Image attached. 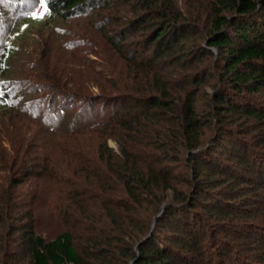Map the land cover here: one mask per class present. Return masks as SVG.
Returning a JSON list of instances; mask_svg holds the SVG:
<instances>
[{
	"label": "trees",
	"instance_id": "obj_1",
	"mask_svg": "<svg viewBox=\"0 0 264 264\" xmlns=\"http://www.w3.org/2000/svg\"><path fill=\"white\" fill-rule=\"evenodd\" d=\"M2 2L0 264H264V0ZM74 19L120 67L90 69ZM38 27L36 86L17 64ZM52 40L81 79L97 73V95L56 66Z\"/></svg>",
	"mask_w": 264,
	"mask_h": 264
},
{
	"label": "rangeland",
	"instance_id": "obj_2",
	"mask_svg": "<svg viewBox=\"0 0 264 264\" xmlns=\"http://www.w3.org/2000/svg\"><path fill=\"white\" fill-rule=\"evenodd\" d=\"M14 1L16 2V0H3L2 4H1V5L4 6L3 10L6 9V8H10L12 6L11 3H13ZM10 9H7V11H9ZM33 17H35V16H33ZM2 26H3L2 25V18L0 17V27H2ZM66 29H70L74 33L82 31L83 33H85V37L90 38V40L93 42V44H87L86 45V48H88V50L90 52L88 55H86V57L88 59H90V63H91L90 64V66H91L90 69L91 70H93L94 72L95 71L98 72V70L102 69L101 70L102 74L103 75H108V72L105 71L104 66H108V63H110L109 61L114 60L115 63H117L118 67L121 66V61L117 59L116 55H114L111 50L107 51V47H106V53H105L103 47L100 48V43L103 41L102 40L103 39L102 38V34L99 33L98 31H96L93 28V25H92L91 21H88V20H85V19H82V20L81 19H74L72 22H70L66 26ZM48 30L49 29H44V28H39L38 27V28H35L34 31L32 32L33 33L32 35L35 36V38L38 41V46H36L37 48L34 47L35 48L34 53L31 52L29 55L26 54V56H24L22 58L23 62H20V64L19 63L17 64V65L20 66V67L18 66L19 67L18 68L19 77L17 79L20 80L21 83L25 82L27 84L28 83L34 84V85L37 84V83H34L33 81H31V80L35 81V79H33L34 76L30 75L32 73V71H31L32 70L31 69L32 68L31 67V62L40 61V59L42 58V56H40V55H42L43 52L45 54H47L45 50L48 49V48L45 47V49H43V45L44 44H43L42 40H44L43 39L44 36L46 37V34L49 33ZM77 38H78V40L80 39L78 36H76V37L73 38V40L75 41V40H77ZM52 41L53 42H51L50 46H48V47L50 48L52 46L55 49V51H53V53H55L54 58H55L56 66L58 68H61V70L64 69L65 76L67 74H69V75L71 74V77L73 79H77L78 78L77 80H80L82 82L85 81L82 90H84V92L86 94L97 95L99 93L98 88L95 86V84L93 82H91L89 80L91 77L95 76V74L97 75V73L93 74L90 71L85 72L82 75L83 79H81V73H80L81 72V67L79 68V66L77 64H74L72 60H69L67 62L66 59H64L62 57L61 53H60L61 49L59 48V45H57L54 42V40H52ZM53 44H56V45H53ZM94 44H96V46H94ZM102 44H104V43H102ZM37 53H38L39 56L36 55ZM111 58H112V60H111ZM71 61H72L73 64L70 63ZM82 64L86 65V63H84V62ZM65 70H66V72H65ZM32 86L28 87L27 89H26V87H24L23 88V92H27V94L30 95V96H42V95L45 96V94H46L45 90L42 91L41 89H38L37 93L36 92H29L32 89H36V88H34ZM60 100H57V102H56L58 107L61 104ZM78 107L79 106H77V108ZM5 119H7V120L21 119L22 121L24 120L22 115H20V114L17 115L14 112L8 113L6 115V117H5ZM25 121H26V119L23 122H25ZM25 124L27 126H29L30 128H32L31 131L32 130L35 131L37 129V127H38L36 124H33L32 122H30L28 120L25 122ZM110 145L111 146H115V143L113 141H110ZM38 219H39V229L46 237L56 236L58 233H60L63 230L61 225L57 221H55V219L51 215L46 214L45 211L38 214Z\"/></svg>",
	"mask_w": 264,
	"mask_h": 264
},
{
	"label": "built area",
	"instance_id": "obj_3",
	"mask_svg": "<svg viewBox=\"0 0 264 264\" xmlns=\"http://www.w3.org/2000/svg\"><path fill=\"white\" fill-rule=\"evenodd\" d=\"M44 7H45V6H44V3H41L40 6H38V8H36V9L32 12V14L35 13V16H36V17L40 16V15L42 14L43 10H44Z\"/></svg>",
	"mask_w": 264,
	"mask_h": 264
},
{
	"label": "water",
	"instance_id": "obj_4",
	"mask_svg": "<svg viewBox=\"0 0 264 264\" xmlns=\"http://www.w3.org/2000/svg\"><path fill=\"white\" fill-rule=\"evenodd\" d=\"M165 207H166V205L163 207V211H164ZM163 211L158 215V217H157V218L155 219V221L153 222V225H152V232H153V230L155 229L157 219H158L159 217H161V215L163 214ZM152 232L147 236L146 239H148L149 237H151Z\"/></svg>",
	"mask_w": 264,
	"mask_h": 264
},
{
	"label": "snow or ice",
	"instance_id": "obj_5",
	"mask_svg": "<svg viewBox=\"0 0 264 264\" xmlns=\"http://www.w3.org/2000/svg\"><path fill=\"white\" fill-rule=\"evenodd\" d=\"M46 10V9H45ZM33 15L35 16V13H33Z\"/></svg>",
	"mask_w": 264,
	"mask_h": 264
}]
</instances>
